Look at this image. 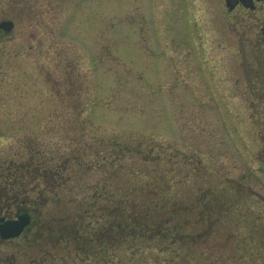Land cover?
I'll return each mask as SVG.
<instances>
[{"label": "rangeland", "instance_id": "374dc122", "mask_svg": "<svg viewBox=\"0 0 264 264\" xmlns=\"http://www.w3.org/2000/svg\"><path fill=\"white\" fill-rule=\"evenodd\" d=\"M0 15L15 22L0 32V169L34 155L64 168L66 186L50 183L58 203L47 204L46 187L40 205L55 217L92 206L97 215L81 227L95 237L105 222L96 212L98 189L121 163L138 167V151L152 150L158 161L147 175L162 197H191L182 190L204 182L207 189L217 183L211 174L233 181L237 199L225 218L242 245L239 264H264V141L251 119L261 102L234 92L242 74L236 78L232 66L248 49L246 30L233 26L222 0H0ZM238 15L237 24L250 16ZM167 155L176 164L165 163ZM178 157L187 164L177 167ZM37 181L26 174L23 185ZM44 242L24 252L16 251L27 246L21 239L1 246L0 264H92L61 260L64 243L44 261ZM131 253L123 248L120 256L130 263ZM151 254L133 263L153 264Z\"/></svg>", "mask_w": 264, "mask_h": 264}, {"label": "trees", "instance_id": "16d2710c", "mask_svg": "<svg viewBox=\"0 0 264 264\" xmlns=\"http://www.w3.org/2000/svg\"><path fill=\"white\" fill-rule=\"evenodd\" d=\"M243 96H246L251 105L254 103V97H258L261 102V106L257 107L260 110H254L252 107L251 119L255 123L253 127L256 128L258 136L264 141V96ZM151 151L139 150L137 154L142 156L140 166L126 170L125 165L121 163L114 170L110 181L105 180L104 188L98 189L101 191L97 195L96 212L98 219L105 222L102 224L98 221L95 237H85L81 227L86 218L95 214L90 211L92 206L55 217L53 212L45 211V204L42 209L33 205L37 215L43 213L41 223L45 239L43 244L49 247L43 249L47 261L56 257L52 249L54 248L53 251L60 249L59 246L64 243L65 246L62 248L67 254L61 256V260L76 259L77 256L90 257L92 264H134L135 257L144 255L145 251L153 252L151 254L153 264H239L242 245L234 232L233 222L225 218L233 201L237 199L229 189L233 181L226 179L221 182L211 174L217 183L211 181L207 189L204 182L182 190L186 195L191 192V197L184 196L178 200L172 193L170 196L162 197L159 187L156 186L155 176L147 175L152 171V167H156L158 161L157 158L149 157ZM114 154L123 156L126 154L125 149L122 152L115 151ZM117 156L115 160L120 159ZM153 156L155 157L154 154ZM176 158L167 155L164 160L167 164H176ZM178 159L177 167L187 164L184 158ZM47 162L34 155L23 164L14 163L1 167L0 192L7 191L8 195L13 191L17 192L18 196L22 197L19 200L17 198L15 204L20 205L28 196L34 198L32 195L34 192L41 196L50 189L51 197L47 204L49 205L53 199L58 203L60 194L53 192L52 186L55 185L58 190L64 188L68 177L64 175V168L51 169ZM131 173L132 179L128 180L124 175ZM138 173L139 176H136ZM26 174L32 176L34 181L41 182L40 185L34 188L23 185ZM164 179L168 183L171 182L167 177ZM177 181L180 184L188 183L187 178L183 179L180 176ZM50 183L54 184L51 186ZM174 184L170 183V188ZM46 187L49 189L46 190ZM220 187L225 190L221 191ZM197 191L201 193L197 195ZM53 211L56 212V208ZM123 248L133 252L130 263L120 256Z\"/></svg>", "mask_w": 264, "mask_h": 264}, {"label": "flooded vegetation", "instance_id": "af4514ba", "mask_svg": "<svg viewBox=\"0 0 264 264\" xmlns=\"http://www.w3.org/2000/svg\"><path fill=\"white\" fill-rule=\"evenodd\" d=\"M224 3L225 15L233 18V26L238 27L241 25L246 30V36L241 39L243 42V47H247L245 50L242 48L240 51V62L241 66H232L233 73L236 74V78L241 72V78H238V83L234 87V92L236 95H252V96H264V0H222ZM190 6L186 9L189 11ZM250 14L248 19L246 16L241 19V23L237 24L236 17L241 13ZM237 15V16H235ZM235 16V18H234ZM4 20H14L12 18H6ZM4 20H1L0 15V24ZM15 24V22H14ZM0 32L2 30L0 29ZM252 33L254 37L251 40ZM235 31H231V35ZM37 192V191H36ZM33 195V194H32ZM44 196V195H43ZM22 196H18V193L13 191L8 195L7 191L0 192V220L5 218H14L20 213H27L30 215L32 221L31 226L27 231L24 232L23 236L17 240H22L24 243H27V246H16V251L20 249V252H24L26 249H31L32 245L39 244L41 240H44V235L42 232L43 225L42 215L36 213L33 210V205L38 207L40 206V197L35 199L32 197L25 198L26 200L22 201V204L16 205L15 203ZM42 198V197H41ZM48 201V200H47ZM16 240H7L4 241L0 237V247L4 245H12ZM12 249H15L13 247ZM22 254V253H21ZM47 258L44 254L43 260ZM37 260H33L30 264H36ZM45 264V262H43Z\"/></svg>", "mask_w": 264, "mask_h": 264}, {"label": "water", "instance_id": "95a60500", "mask_svg": "<svg viewBox=\"0 0 264 264\" xmlns=\"http://www.w3.org/2000/svg\"><path fill=\"white\" fill-rule=\"evenodd\" d=\"M14 24L11 21H5L0 24V28L5 31H11ZM4 221V220H2ZM29 224V217H21L17 221L5 222L4 225H0V232L3 238L9 239L19 236L25 227Z\"/></svg>", "mask_w": 264, "mask_h": 264}]
</instances>
